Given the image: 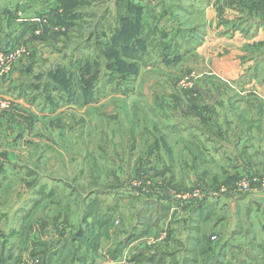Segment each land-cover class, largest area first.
<instances>
[{
    "label": "rangeland",
    "instance_id": "obj_1",
    "mask_svg": "<svg viewBox=\"0 0 264 264\" xmlns=\"http://www.w3.org/2000/svg\"><path fill=\"white\" fill-rule=\"evenodd\" d=\"M119 1L0 0V44L12 41V48L20 51L0 59V155L29 157L20 162L35 172L33 181L43 175L57 185V195L44 199L46 213L36 209L23 219L16 211L8 218L4 212L11 213L13 195L16 203L23 197L28 176L3 179L0 213L6 218L0 217V238L13 232L9 248L17 255L9 264H27L31 257L39 262L38 256H31L36 241L53 239L65 229L62 211L60 229L52 216L70 204L77 212L73 225L90 204L97 218L105 214L110 221L106 229L99 228L104 233L100 251L94 256L93 244L82 243L74 255L85 260L73 264H184L205 259L208 250L198 243L193 258L183 252L188 235H206L217 251L225 240L245 250L248 235L264 241V189H255L247 179L252 175L264 180V90L256 94L261 89L256 86L264 83L244 87L204 81L193 66L199 61L190 59L188 64L187 53L183 56L182 49L172 47L176 34L164 31L157 19L140 15L132 0ZM235 1L245 9L259 0ZM68 4L82 17L66 29L58 18L63 9L69 10ZM110 9L116 19L119 9L129 15L122 33L109 27L110 17L104 18ZM100 53L101 66L95 56ZM106 74L116 84L109 85ZM26 83L33 84L27 94L25 88L18 89ZM96 87L99 94L109 89L123 95L84 103L83 97ZM12 88L21 97L8 94ZM66 93L72 97L67 99ZM22 100L33 108L23 107ZM44 109L49 114L41 115ZM172 121L192 124L194 130L183 134L165 129ZM205 133L216 136L221 145H208V139L203 147L200 137ZM243 182L253 187L235 191ZM46 215L45 224L40 217ZM13 220L17 225L10 224ZM127 233L138 238L131 248L135 253L164 257L145 260V255L135 263L132 254L125 260L111 259L115 240ZM229 245L223 247L225 252L231 250ZM245 253H238L236 261Z\"/></svg>",
    "mask_w": 264,
    "mask_h": 264
},
{
    "label": "crops",
    "instance_id": "obj_2",
    "mask_svg": "<svg viewBox=\"0 0 264 264\" xmlns=\"http://www.w3.org/2000/svg\"><path fill=\"white\" fill-rule=\"evenodd\" d=\"M132 2L137 4L136 7H140L139 11L141 10L140 12L142 13H140V15L157 19L160 26H163L164 31L170 34H176L172 42V47H174L175 50L182 49L183 56L187 53V56L189 57L188 64H191L190 59L199 61L197 67L195 64H193V66H195L197 73L202 76L201 79H205L204 81L212 78L221 84H238L244 87H248L249 85L254 87V83H264V0L257 1L254 3L253 7L254 11L257 13L255 20H257V23L259 24H256L249 19L245 9L240 7V2L237 3L235 0H132ZM109 11L110 12L104 16V18H107V16L110 17V23L107 21L108 25L111 24L109 27L113 28L116 26V23H118V30L122 33L126 23L122 21H120V23L117 22L114 9H110ZM122 15V11L119 9L117 16L120 18ZM111 19H113V21ZM260 20H262V23H260ZM108 25L106 27H108ZM179 35L183 38L182 40H179ZM255 47L257 51L254 50ZM244 72H247L246 78L245 80H241L240 76L243 75ZM256 87L258 89L259 87L261 88L256 94L258 92L260 93L261 90H264L263 85H257ZM28 90L25 91L26 94L29 92ZM108 92L111 91L109 89L104 90L100 99L93 103H102L106 101L108 97L123 95L120 91L116 92L114 90L111 94H108ZM10 93H13V96L15 97H21V92L15 88L9 89L8 94ZM24 93L22 99L26 98ZM19 103L25 108H33V104L28 105V103L25 102L26 107L23 100ZM20 109L23 110L22 108ZM41 111H44L40 112L41 115L49 114L46 109ZM167 128L179 131V133L182 132L183 134H187L186 132L189 130H194L192 124L173 121L171 123H165V129ZM208 139V145H221V141L216 136L207 133L200 137V144H202L203 147H206L205 143ZM152 144L154 143H151V145ZM154 146L156 145L154 144ZM155 149L156 152H158V147H155ZM2 156L3 155H0V174L2 173L0 175V187L3 186V179L11 181L13 179V174L22 173L23 178L28 176L25 184H23L25 187V189L23 188L24 195L18 200L19 204L16 203V199L13 195V200H11L13 204L10 207L11 213L5 211L4 214L7 213L6 216L9 218V216L12 217L15 215L17 211V215L20 217H29L36 209H43V212L46 213L48 208L43 206L44 202L47 199L46 197L49 199L52 194H54V196L57 195L54 193L57 190V185L51 183L50 177H44L43 175H40L41 178L35 183V181H33L35 178L32 177L35 175V172H32L30 166H26L25 163L20 162L27 161L29 157H20L19 160H16L15 157ZM22 176H20V178L22 183H24ZM72 181L75 183L76 179ZM67 192L68 194H66L68 196L71 191L69 192L67 189ZM66 198L67 200L69 199L68 197ZM24 201H26L25 204ZM41 201L42 206L39 204ZM32 203L33 206L31 207L30 204L32 205ZM166 207L169 206L166 205ZM58 210L62 211V215H64L65 228L73 229L79 224L80 221L74 225L72 224L73 221H76L77 219V212L76 207L73 204H70L65 206L64 211L59 207L56 214L52 216V220L56 221H54L53 224H56L58 229H60L59 226L62 224V218H58L60 216ZM4 214L0 213V217L3 220L6 218ZM24 217L22 218L24 219ZM46 218L47 215L40 217L45 224ZM89 218L90 217L87 218V222ZM10 224H14L13 226L17 225V223H14V220L13 222H10ZM11 233L13 234V232ZM12 234H6L0 238V252L8 257L3 264L13 262L17 256L16 254H13V251L10 249L13 247V245H11L12 242L9 241V239L14 236ZM247 237L249 238L246 239L247 245L245 246V250L240 249L242 247L240 245H229L227 240L222 239L225 240V244L220 247V251H217L213 245H210L206 235H188L185 241L187 243L189 242V245H184L182 249L183 252L186 251L187 254H189V257L193 258L197 248L196 245H198V247L205 248L206 251L208 250L206 252L208 255H206L205 259L202 258L201 260H196L197 258H193V260L190 261L184 260V264H264V241L257 240V237L255 238L253 235H248ZM176 238L180 239L181 237ZM126 239L127 238L125 237V240ZM137 239L138 238L133 237L130 241L125 242L126 244L118 257L119 260H125L127 256H130L127 254L135 253L131 248L137 244ZM195 243L198 244L194 245ZM228 245L231 247V250L225 252L227 250L223 249V247L229 248ZM98 251H100V249ZM242 251L246 252L244 255L245 258L241 261H236L238 253H241ZM254 251H256L255 259ZM105 255L106 253L103 252L101 256L105 257ZM214 256H217L218 259L210 260V258ZM163 257L164 255L162 258ZM232 259H235L236 262L234 263ZM130 261L132 263L136 262L132 260Z\"/></svg>",
    "mask_w": 264,
    "mask_h": 264
},
{
    "label": "trees",
    "instance_id": "obj_3",
    "mask_svg": "<svg viewBox=\"0 0 264 264\" xmlns=\"http://www.w3.org/2000/svg\"><path fill=\"white\" fill-rule=\"evenodd\" d=\"M93 1V0H90ZM95 1V0H94ZM125 2V0H121L118 3L121 4L122 2ZM256 3V2H253ZM260 4V3H259ZM69 7V10H62L61 11V15L58 18V20H61L62 24L65 25L66 29L70 28L71 24L74 21H78L79 16L82 17V13H79L78 11L72 10V7L70 4L67 5ZM244 6V5H242ZM128 7V6H127ZM245 7V11L247 12V16L249 19H251L254 23H257L256 17H257V13L254 11V8H249V7ZM140 9V7H138ZM127 17H129V15H122L120 18L118 17L117 22L120 23V21L122 22H126ZM122 19V20H121ZM67 23H70V25H68ZM260 23H262V20H260ZM240 24V23H239ZM240 27V25H239ZM116 33H120L118 30V23H116V29L115 31ZM112 31V33H114ZM8 36L10 35V33H6ZM4 44H0V50H6V49H11L13 46L12 41H8L6 40L5 42H3ZM120 46V45H119ZM102 53L97 54L95 56H97V59L99 58L97 65L102 64V59L100 57ZM92 60V59H91ZM90 60V61H91ZM78 62V61H76ZM75 62V63H76ZM74 61H71V65H75ZM88 64V60L84 61L83 67L85 68V66ZM101 66V65H100ZM247 75V72H244L243 75L240 76L241 80H245ZM110 74H106V82L108 81L107 77H109ZM110 78V77H109ZM111 81L115 82L114 80H109L107 83L109 84ZM110 85V84H109ZM33 84L32 83H26L24 86L23 84L18 86L19 88H25V91L28 90L30 87H32ZM55 89H59V87H55ZM98 89L99 87L94 88L90 93L86 94V97H83V102L84 103H89V102H96L100 99V97L103 95V93L99 94L98 93ZM79 94V93H78ZM67 99H70L72 97V94L70 93H66ZM80 97H78L79 99ZM202 107H204L205 105L202 104ZM84 200H86V196L84 198ZM91 205V204H90ZM88 205L86 210L84 211L82 218H80V222L79 224L73 228V229H60L57 231V236L53 237V239H48L47 241H43L42 239H38L36 241V247L33 250V254L35 255H31V256H38L39 257V262L37 264H73V262L75 260H79L84 262L85 258H81L79 256H75L74 254H77V252L79 251L80 246L82 245V243H86L88 245H92V252L93 255L95 256V254H97L98 252V242L101 238V235L104 234L103 232H99V228H105L108 227V225L110 224V221L108 219V217H106V215L104 214L105 218H97L96 216H98L94 209H91V206ZM169 206V205H167ZM115 206H109L107 207L108 209H113ZM94 218L92 219V221L87 222V218L90 216H93ZM105 219H107L105 221ZM112 219V218H111ZM84 224L86 226V230L89 228L88 232H85L84 229ZM89 224V225H87ZM98 226V227H97ZM58 228V226H56ZM87 233L91 234V236H87ZM93 234V235H92ZM133 233H127V239L122 240V239H118L115 240L114 243V248L112 250V252L109 254L111 259H116L119 257V255L121 254L124 246H125V242L130 241L131 239H133ZM97 242V243H96ZM2 244V241H1ZM74 252H73V251ZM97 250V251H96ZM144 251V250H142ZM156 253L153 252L152 254H146V253H141V251L136 252L134 254L131 255L130 260L132 261H142L145 255V260H158L161 259L163 255H155ZM158 256V257H157ZM158 258V259H156ZM8 257L4 256L2 254V252H0V264L3 263L5 260H7Z\"/></svg>",
    "mask_w": 264,
    "mask_h": 264
},
{
    "label": "built area",
    "instance_id": "obj_4",
    "mask_svg": "<svg viewBox=\"0 0 264 264\" xmlns=\"http://www.w3.org/2000/svg\"><path fill=\"white\" fill-rule=\"evenodd\" d=\"M19 52L20 51H19L18 48H14V49L11 48V49H6V50L1 49L0 50V59H2V58H5V59L13 58V57L17 56L19 54ZM192 76H194V75L189 74L188 77L192 78ZM182 83H184V82H182ZM247 179H249L248 183L250 181H252L250 183H253V186H254L255 189H257V190L264 189V180L263 179H256V177H254L252 175H249V177ZM248 183L243 182L242 184L237 185L236 188H235L236 189L235 191L241 192V190H243V189L248 190V189L252 188L253 186L248 184ZM28 260L29 261H28L27 264H36L38 262L37 258H32L31 257V259H28Z\"/></svg>",
    "mask_w": 264,
    "mask_h": 264
}]
</instances>
